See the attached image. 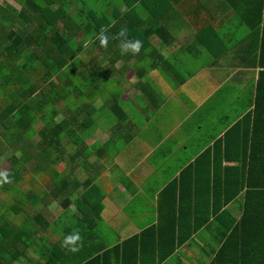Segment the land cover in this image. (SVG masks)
<instances>
[{"label": "trees", "instance_id": "trees-1", "mask_svg": "<svg viewBox=\"0 0 264 264\" xmlns=\"http://www.w3.org/2000/svg\"><path fill=\"white\" fill-rule=\"evenodd\" d=\"M12 1L15 6L7 2L0 4V155H7L4 159L9 161L10 181L0 182V189L11 195L13 202L9 206L0 202V264L163 263L179 244L192 236V215L200 214V207L195 205L202 195L208 199L207 216L196 222L195 228L201 227L212 214L223 212L238 196L244 199L239 209L243 217L257 214V221L264 224V43L258 54L250 57L234 51L232 61L239 67L258 70L255 80H247L251 82L243 92L249 103L234 108L228 116L222 113L217 119L207 118L196 126L193 140L199 148L184 154L173 181L157 192L152 191L157 197V224L118 245L107 242L97 245L95 237L100 236V227L95 218L99 219L104 195L95 184L97 165L88 158H96L97 152L102 156L114 134L122 130L121 123L128 118L116 94L111 93L101 103L96 98L97 90L109 78L112 80V75L107 73L118 61L131 69L126 63L127 54H121L120 50L124 39L142 43L136 56L137 68L142 70L138 72L139 80L144 73L160 70L161 74L167 72L176 79L173 89L186 82L183 74L175 71L182 61L172 64L153 46L155 41L159 45L171 44L170 25L164 19L172 11L170 2L177 4L180 0ZM218 1L228 6V12L235 11L253 37L257 36V28H263L264 0ZM106 9L116 14L115 21L107 17ZM212 28H205L193 42L182 43L180 52L190 57L194 50L204 55L208 50L213 56L211 62H219L220 52L217 54L207 47L213 43L212 46L223 49L222 40ZM122 29H126L124 37L119 35ZM102 30L108 36V44L103 47L98 39ZM213 33L218 40L212 41ZM88 55L92 56L91 65H85L90 59L83 60ZM197 56L198 53L196 58H200ZM141 61L143 64L139 65ZM203 64L199 69L204 68ZM79 66H84L78 77L86 85L85 92L69 79L66 71L67 67L76 70ZM132 71L135 76L137 73ZM188 74V78H193L196 73ZM234 78H238L236 74L229 81ZM139 86L148 96L141 110L146 115L159 110L152 96ZM8 87L11 89L5 95L3 91ZM228 88L227 84L214 94H222ZM98 105L108 107L115 123L114 130L108 132L114 134L102 145L95 142L89 146L87 140L100 125L99 116H95L100 109ZM59 116L61 119L56 121ZM40 122L42 126L36 130L34 126ZM192 145L191 141V149ZM66 158L74 168L67 174L59 173L55 167ZM81 164L84 171L90 168L93 173L79 181L74 171ZM27 171L34 173L33 181L40 175L47 177L45 194L31 189L23 192L19 188L17 183ZM212 199L217 202L211 207ZM53 204V208L61 210L57 219L50 209ZM186 206L190 212L188 218L183 216ZM14 218L22 224L30 219L34 226L22 228L13 222ZM185 222L189 225L186 231ZM227 228L222 232L224 238ZM73 233L81 238L77 252L63 245L64 237ZM162 238L168 245H160ZM217 246L213 262L223 257L226 249L236 259L249 254L248 245L236 246V251L233 245ZM261 249L264 264V245Z\"/></svg>", "mask_w": 264, "mask_h": 264}, {"label": "crops", "instance_id": "crops-1", "mask_svg": "<svg viewBox=\"0 0 264 264\" xmlns=\"http://www.w3.org/2000/svg\"><path fill=\"white\" fill-rule=\"evenodd\" d=\"M2 2L15 5L12 0H0V4ZM170 3H172V11H168L169 16H166L164 22L170 25L171 44L159 45L158 41L153 42V46L156 43L158 46L156 49H159L162 55L164 52H172L173 46L178 49V52L180 51V45L186 42V38H182L181 35L184 34L185 26L190 24V20H195V22L189 28L196 27L198 22L206 23L207 21L209 25L206 24L205 27L201 28L193 36L192 41L187 42H193L195 36L204 32L205 28L209 26L212 27L214 25L217 29L221 28L219 31H216L214 28L212 29L215 30V33L222 40L223 49L212 46L213 43H209V46H207L217 54L220 52L218 56L219 62H211L213 56H211L208 50L204 56H197L201 58L205 57L208 60L204 62L203 69L196 68V74L192 78L200 80L203 83L205 96L191 105V109L187 115L195 116L199 125L203 119L209 118L213 120L222 113L228 116L233 112L234 108L238 109L248 104L249 97H246L247 94L245 95L243 92L251 82L247 80H255L258 70L239 67L236 62L232 61L233 58H230V55H233L230 51L233 50V53L235 51V54L242 57H250L253 53L258 54L264 43V30H262L264 29V11L261 14L263 28H257V36L253 37L250 34V30L240 21L235 11L229 9L228 12L226 10L228 6L218 0H180L177 4ZM247 5L249 6V4ZM255 7L258 6L256 5ZM165 9L167 8L165 7ZM104 12L108 18L112 15L116 16L113 11H111L113 12L111 15L110 9H106ZM179 31L180 34H178ZM212 37V41L218 40L214 33ZM181 54L184 55L183 53ZM198 55H200V52H198ZM168 57L179 56L169 53ZM217 65H219V69L216 68ZM223 68L227 69L226 71L230 76H226L227 72ZM207 69L212 71V75L209 74ZM216 72L219 73L214 76L213 74ZM221 72L222 75L220 74ZM235 74L239 80L237 83H233L232 86H240V92L238 93L233 91L230 81H228ZM227 84L229 85L228 90H225L222 94H214L216 90L223 89L224 86L227 87ZM181 87L177 89L170 88L169 94L173 97L168 98L170 102L178 106L186 100L182 101L179 97H176ZM146 103L147 100L142 105H146ZM137 107L139 114L147 117L145 112L139 106ZM203 108L207 110L201 111ZM154 112L153 132L148 133V127L142 126L145 132L144 135L139 134L142 137L141 143H138L135 138L137 137L136 131L135 134L132 133V138L130 137L131 139L135 138L137 142L136 149L140 155L137 161L141 163L140 166L136 161L137 165L133 171L134 176L131 179H129L130 172L128 170L122 171L121 176L116 175L120 174V171L123 169L121 164H127L128 162L124 158L122 159L124 161L118 159V157L123 156L110 154V147L107 148V151L102 156L99 157L97 152L96 158H88L89 162H95L97 165L95 169L97 175L95 184L104 195L102 210L99 211V219L94 217L95 221L99 222L100 227V236L95 237V240H97L95 244L97 245L101 242H107L113 246L118 245L123 240L138 235L146 228L156 225L158 222L157 197L156 195L153 196L152 191L157 192L167 183L173 181L178 176V172H175V170L179 169V167L181 169L182 165L180 163L184 159V154L192 153V151L195 152L199 148L198 143L193 140L195 138L193 135L195 134L194 130H196V127H194L192 132L188 131L189 129L182 131L181 126L183 125L181 124L185 123L186 120L182 121V123L179 120L168 118L166 120L165 115L161 114L159 110H155ZM206 112L208 114L204 116ZM135 130L138 131L137 128ZM113 134L96 129L87 141L93 139V142L90 144L96 142L102 145ZM191 141L193 144L192 149L189 147ZM139 147L141 151H139ZM196 168H199V166ZM85 173L87 174L85 179H87L93 171L89 168ZM207 200L206 195L198 197V205L195 206L200 207L201 212L199 215L197 213L192 215V236L179 244L181 246L176 248L175 252L167 260L159 264H263L261 245H264V224L257 221V214L243 217V212L239 210L243 206V197L238 196L231 204H227L224 207L223 212L212 214L201 227L195 228V225L198 224L196 222L207 216ZM212 200L213 202L210 203L211 207L217 202V199ZM186 201L188 205V199ZM53 207L54 204L52 205ZM185 208L187 211L183 216L188 218L190 214L189 207L186 206ZM60 214L61 210H56V212L52 213V216L54 219H57L61 217ZM225 224L229 227L232 225L231 229H228ZM184 226H186V231L189 225L185 222ZM226 228L227 234L224 238L222 232ZM160 241H163V244L160 245H168L164 238ZM217 245H233L234 251H236V246L248 245L246 246V250L249 254L245 256L241 254L236 259L226 249L223 257H219L218 261L213 262L212 260L216 257V252L219 249ZM190 250L193 251V255L189 254Z\"/></svg>", "mask_w": 264, "mask_h": 264}, {"label": "rangeland", "instance_id": "rangeland-1", "mask_svg": "<svg viewBox=\"0 0 264 264\" xmlns=\"http://www.w3.org/2000/svg\"><path fill=\"white\" fill-rule=\"evenodd\" d=\"M110 19L114 21L116 18L112 15L110 16ZM194 22L195 20L194 21L190 20V24L185 26L184 34L181 35L182 38H186V42L183 45H185L187 41H192L193 36L199 30H201V28L205 27L206 24L209 25L207 21L206 23L198 22V25L196 27L189 28L190 25L193 24ZM212 27L216 31H219L221 29V28L217 29V27L214 25H212ZM178 34H180V31ZM154 46L155 48H158L156 43H154ZM173 47L174 48L172 49V52L170 51L164 52L163 55L166 58L169 53H174V55H178L180 57V58L178 57V59H172V57H168L170 62L174 65H177L179 61H182V64H180L179 67L176 68L175 71L178 73V75L183 74L182 76L184 77V79H186V82L182 85L180 92L176 94V97H179L182 101H184L185 99L186 100L182 102V104H180L179 106L173 104L172 102H170V99H168V98L173 97L169 94L170 88H174V85H176L175 83L176 79L173 80V78L171 77L169 73L165 72L164 74H161L160 70L150 71L148 73H144L142 75L141 80H139V78L137 77L138 72H142V70H139L137 68L138 67V62L136 61L137 53L135 54L127 53V59L126 58L125 59L127 61L126 63L131 67L130 70L123 67L125 63H123L121 60L118 61L114 65V67L109 68L110 72L107 74L112 75V80L108 77L109 79L106 82H104V84L101 82L102 85L97 90L96 98L101 103H104L105 101H107L111 93L116 94L118 96V100L121 101L123 108L127 112V116H128L127 120H124L121 123V128L123 127L122 130L114 134L113 136L114 138L111 140V143H110L111 146L109 149V153L115 156L117 155L123 156V157H118V159L122 160L124 158V160L128 162L127 164L126 163L121 164V167L123 169L120 171V174H116L118 176H121L122 171L124 172L125 170H128L130 172L129 179H131L134 176L133 171L136 165L139 164L141 166V163L137 161L139 160L140 155L138 154V150L136 149L137 147L136 144L137 142L138 143L142 142V137L139 136V134L144 135V132H145L142 126L148 127V130H147L148 133L153 132V124H154L153 113L155 112L153 113L151 112L149 115H147V117H145L143 115H140L137 110L138 109L137 106L142 107V103L148 98V96H146V93L142 92V90L140 89L139 84L142 87H144L145 91H147L152 96V98L156 101V105L157 107H159L158 108L159 112L165 115L166 120L167 118L171 120H179L181 123L182 121L186 120L185 123L181 124L183 125L181 126L182 131L185 129H189L188 131L192 132L194 127L198 125L195 119V116L190 115V114L187 115V114L189 113L192 104H195L197 100L204 98L205 96L204 86L200 80H194L192 78H188V75H189L188 73H195L196 68L201 67L202 62H205L207 59L206 58L202 59L201 57L196 58V54L198 52H200L199 56H204V54L201 51L194 50L190 57L189 56L186 57L181 54L182 52L180 51L178 52L177 51L178 49L175 48V46ZM230 53L233 54V50H231ZM91 57L92 56L88 55L85 58H83V60L85 61H88L90 59V63L85 62V65L92 64ZM230 58H232V55H230ZM194 59L196 60V62H194ZM149 60L151 61V59ZM143 63H146V61L144 60ZM143 63L142 61L139 62V65H142ZM83 69H84V66H79L76 70L72 69L71 67H67L66 71L69 74L68 76L69 79L73 83H75L82 91L85 92L86 85L78 77V71L83 70ZM132 70H134V72L137 73V74L135 73L136 74L135 76ZM207 70L209 71V74L212 75V71L210 69H207ZM223 70L226 71L227 69L223 68ZM218 73L219 72H216L213 75L215 76V74L217 75ZM220 74L222 75V72ZM227 75L230 76L228 72H227ZM212 80L214 79L212 78ZM237 82H238V78L231 79L230 85L232 86L233 83H237ZM10 89L11 87H8L6 90H4L3 91L4 94L6 95L10 91ZM232 89L236 93L240 92V86H232ZM98 108L100 109L97 110L95 114L96 117L99 116V118H97V122H99L100 124L98 129H100L102 132H105V133L108 131H113L114 129L112 128L113 127L112 125H115V123L112 121L108 107L107 106L99 107L98 105ZM171 115H173L172 118H171ZM148 116L150 120H146ZM60 119H61V116L57 117L56 121H59ZM205 122H206V119H203L200 124L205 123ZM41 124H42L41 122L37 123L34 126V128L36 130L40 129L42 126ZM110 128L112 129L110 130ZM136 128L138 129V131L135 130ZM135 131L137 132L136 134L137 137H135L137 139V142L135 138L131 139L132 138L131 135L132 133L135 134ZM103 139H96V140L102 141ZM92 142H93V139L87 141L86 144L90 146L91 145L90 143ZM139 151H141L140 147H139ZM5 156L7 155H0V172L7 173L9 169V161L7 158L6 160L4 159ZM89 158L93 159V157L91 156ZM136 161H137V164H136ZM76 164H78V160H76ZM71 167L72 165L70 164V161L68 160V158H66L65 161L60 163L57 167H55V169L59 173L67 174L70 172ZM22 175H23L22 180L17 184L23 192H27V190L31 189L32 191H35L36 193H39L42 195L45 194L46 184H48L47 183L48 180L46 176L40 175L39 177L36 178L37 180L33 181L32 177H34V173L32 171H27V173H24ZM74 175L79 181L84 180L86 178L87 174L82 168V164L77 166V168H75ZM10 196L11 195L3 193L0 189V202L2 201L8 204V206L10 204H13ZM50 209L53 212H56V210H60L56 207L50 208ZM13 222H15L16 225H21L20 227L25 226L27 228H32L34 226V222L30 219L25 221L24 224L19 222V219L17 218H14ZM29 254L30 256L33 257L34 260L37 259L31 252ZM189 254L193 255L194 253L192 250H190ZM41 264H45V263L41 262Z\"/></svg>", "mask_w": 264, "mask_h": 264}, {"label": "clouds", "instance_id": "clouds-1", "mask_svg": "<svg viewBox=\"0 0 264 264\" xmlns=\"http://www.w3.org/2000/svg\"><path fill=\"white\" fill-rule=\"evenodd\" d=\"M126 34V29H122L119 33L121 37H124ZM100 45L106 46L108 44V36L104 35L103 30L101 34L98 36ZM142 47V43L140 40H128L124 39L120 44L121 54L127 53H138L140 48ZM0 182L9 183L8 174L6 172H0ZM81 238L78 234H70L64 237L63 245L68 247V250L71 252H77L79 250V242Z\"/></svg>", "mask_w": 264, "mask_h": 264}]
</instances>
